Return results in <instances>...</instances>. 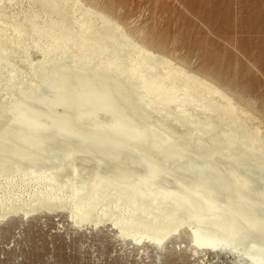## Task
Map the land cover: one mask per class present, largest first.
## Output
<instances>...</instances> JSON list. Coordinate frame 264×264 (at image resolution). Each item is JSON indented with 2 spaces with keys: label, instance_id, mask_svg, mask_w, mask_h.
<instances>
[{
  "label": "bare ground",
  "instance_id": "bare-ground-1",
  "mask_svg": "<svg viewBox=\"0 0 264 264\" xmlns=\"http://www.w3.org/2000/svg\"><path fill=\"white\" fill-rule=\"evenodd\" d=\"M184 49L124 0H0V221L264 264V104Z\"/></svg>",
  "mask_w": 264,
  "mask_h": 264
},
{
  "label": "rangeland",
  "instance_id": "rangeland-1",
  "mask_svg": "<svg viewBox=\"0 0 264 264\" xmlns=\"http://www.w3.org/2000/svg\"><path fill=\"white\" fill-rule=\"evenodd\" d=\"M124 1L138 23L264 104V0ZM153 249L151 243L122 242L107 227L74 230L65 213L0 221V264H155ZM184 259L183 264H232L225 256Z\"/></svg>",
  "mask_w": 264,
  "mask_h": 264
}]
</instances>
